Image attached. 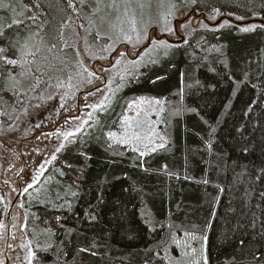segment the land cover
Here are the masks:
<instances>
[{"label":"trees","instance_id":"obj_1","mask_svg":"<svg viewBox=\"0 0 264 264\" xmlns=\"http://www.w3.org/2000/svg\"><path fill=\"white\" fill-rule=\"evenodd\" d=\"M199 1L193 15L229 26L134 74L49 169L69 192L39 212L51 242L36 264H264V25L242 30L264 0ZM19 2L0 32V110L4 62L38 29L35 0Z\"/></svg>","mask_w":264,"mask_h":264},{"label":"rangeland","instance_id":"obj_2","mask_svg":"<svg viewBox=\"0 0 264 264\" xmlns=\"http://www.w3.org/2000/svg\"><path fill=\"white\" fill-rule=\"evenodd\" d=\"M199 2L35 0L29 28L37 32L21 41L19 60L4 62L14 70L0 110V264H36V251L48 247L39 212L62 208L69 192L49 169L78 136L98 129L131 77L175 57L181 40L229 26L213 25L219 12L189 15ZM19 5L0 0V32L20 23Z\"/></svg>","mask_w":264,"mask_h":264},{"label":"water","instance_id":"obj_3","mask_svg":"<svg viewBox=\"0 0 264 264\" xmlns=\"http://www.w3.org/2000/svg\"><path fill=\"white\" fill-rule=\"evenodd\" d=\"M193 14V11L192 12H190L189 13V15H192ZM230 19V18H229ZM221 20H218L215 24H218L219 22H220ZM260 23V24H262V25H264V20L263 19H259V18H254V19H252V20H248V21H246V22H244L246 25H248V24H250V23ZM236 23H238V24H242V23H239V22H236ZM13 206H14V204H13ZM12 206V207H13ZM8 217H10V211H9V213H8Z\"/></svg>","mask_w":264,"mask_h":264}]
</instances>
